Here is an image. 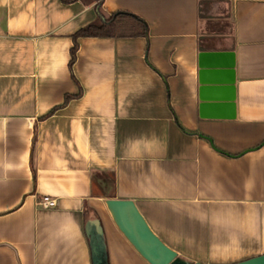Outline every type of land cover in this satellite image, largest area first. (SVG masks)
Returning <instances> with one entry per match:
<instances>
[{"label": "crops", "instance_id": "0c3cea01", "mask_svg": "<svg viewBox=\"0 0 264 264\" xmlns=\"http://www.w3.org/2000/svg\"><path fill=\"white\" fill-rule=\"evenodd\" d=\"M97 3L146 32L77 37L70 65ZM202 50L234 52L233 118L200 110ZM109 197L187 261L264 253V0H0V264H93L95 223L107 264H149Z\"/></svg>", "mask_w": 264, "mask_h": 264}, {"label": "water", "instance_id": "95a60500", "mask_svg": "<svg viewBox=\"0 0 264 264\" xmlns=\"http://www.w3.org/2000/svg\"><path fill=\"white\" fill-rule=\"evenodd\" d=\"M234 65L232 50L199 52V101L202 113L220 110L224 117H234ZM208 140L211 142L210 138ZM105 205L118 230L149 264H211L190 262L179 257L151 229L133 200L109 197L105 199ZM88 231L93 264H107L101 228L97 223L89 224ZM227 264H264V253Z\"/></svg>", "mask_w": 264, "mask_h": 264}, {"label": "trees", "instance_id": "16d2710c", "mask_svg": "<svg viewBox=\"0 0 264 264\" xmlns=\"http://www.w3.org/2000/svg\"><path fill=\"white\" fill-rule=\"evenodd\" d=\"M70 2L73 0H63ZM99 1V0H95ZM98 21L79 29L74 35L71 47L70 65L74 62L77 51L76 38L80 36H139L146 32L145 22L129 12H116L105 16L97 3Z\"/></svg>", "mask_w": 264, "mask_h": 264}, {"label": "built area", "instance_id": "2783aa9c", "mask_svg": "<svg viewBox=\"0 0 264 264\" xmlns=\"http://www.w3.org/2000/svg\"><path fill=\"white\" fill-rule=\"evenodd\" d=\"M38 204L44 208H50L56 206V200L53 197L44 195L38 200Z\"/></svg>", "mask_w": 264, "mask_h": 264}]
</instances>
